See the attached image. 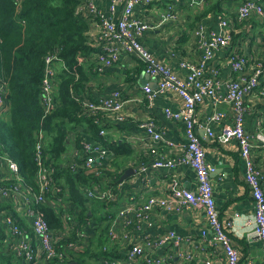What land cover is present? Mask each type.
I'll use <instances>...</instances> for the list:
<instances>
[{"label": "built area", "instance_id": "1", "mask_svg": "<svg viewBox=\"0 0 264 264\" xmlns=\"http://www.w3.org/2000/svg\"><path fill=\"white\" fill-rule=\"evenodd\" d=\"M17 3L21 0H15ZM190 2L198 4V0H111V13L123 4V11L119 19L107 16L93 1H88L78 7L88 22L89 27L95 25L99 29L97 40L103 45V53L99 61L105 67H111L120 61L122 52L135 54L145 65L146 75L158 78L156 89L149 85L143 88L146 93L149 107L153 105L156 97L165 92L174 91L184 101V106L178 111L166 109L169 119L181 121L185 129V146L183 153L175 157H167L160 151V145L172 147L171 142L164 139V134L155 123L154 119H146L139 126L155 144L151 148V155H158L152 167L156 169L175 170L177 167H192L195 171L198 188L189 191L183 189L173 180L170 193L163 196L148 197L143 202L119 203L122 192V183L111 186L114 183L112 174V160L115 156L102 142L90 140L88 134L80 130L84 138L79 147L72 152H66L62 162L74 175L84 178H95L89 183H83L80 187L81 194L88 201L103 202L108 205L103 214L107 223V239L109 245L103 248L108 254L102 257L99 264H173V257L193 260L189 253L181 254L178 250L184 239L176 231H168L156 236L143 235L146 229L155 226L153 221L155 211H164L167 214H178L185 209H202L209 220L213 231V239L222 246L226 264H239L240 256L238 250L233 246L227 230L232 227L233 222L223 224L219 219L217 205L214 200V189L211 184L210 175L215 168L206 161L205 148L198 134L200 122L198 119V107L209 98L214 108L228 104L231 106L233 118L232 124L223 127L221 138L233 140L239 146L240 156L246 166L245 181L248 183L251 196L255 204L254 226L248 233L247 238L256 239L262 245L264 256V185L259 167L254 161L253 150L255 148L251 134L245 128V120L249 109L247 101L255 94H259L264 104V60L258 55L246 53L239 50L233 33L235 27L228 18H221L218 22L219 33L212 32L209 35L203 26L195 32L199 47L202 50V59L199 64L183 62L180 67L188 72L187 78H181L175 74L157 57L154 56L141 42L140 39L154 27L146 21L139 20L133 16L138 5H150L157 2ZM174 6L168 5L165 14L161 17L163 24L174 17ZM253 17L261 18L264 22V0H242L237 11V18L251 20ZM264 40V27L261 31ZM238 46V47H237ZM264 48V41H263ZM45 57L44 79L41 87V106L43 117L41 129L38 132L35 146V163L37 173L34 181L35 186L25 184L18 164L0 154V168L9 172L8 185H0V206L6 204L12 208L0 212V225L4 228L6 237L5 253L14 254L22 264H65L71 253H83L91 247V239L94 237L97 227L89 219H79V212L69 204L67 209L71 213H64V231H54L39 210L38 205L49 203L56 211L62 207L61 199L57 201L51 196L55 186L56 167L49 156L45 154L47 136L42 129L43 123L57 108V89L59 82L56 78V64L63 65L59 52ZM227 50V65L231 78L223 80L219 67L210 66L211 61L217 54ZM264 53V50H263ZM8 90L6 82L0 80V108L6 103ZM82 109V114L94 120L99 126V135L106 139L108 123L103 120L107 113H112L117 120L125 119L122 113L127 99L120 90H115L111 96L99 98L96 101L87 97H76ZM226 120L224 112L216 110L208 119L209 122L221 124ZM206 134L215 137L214 129L206 126ZM260 145L264 146V133L257 136ZM147 168L142 166L135 169V175H142ZM60 192V189H57ZM112 204H115L114 206ZM21 212L30 220L28 225L21 221ZM110 213L109 216L107 214ZM203 237L207 232H202ZM66 239H73L65 246H60ZM37 241L42 249L35 243ZM120 247L118 249L117 247ZM169 247H177L175 254L159 255V250ZM210 264V263H208Z\"/></svg>", "mask_w": 264, "mask_h": 264}, {"label": "crops", "instance_id": "2", "mask_svg": "<svg viewBox=\"0 0 264 264\" xmlns=\"http://www.w3.org/2000/svg\"><path fill=\"white\" fill-rule=\"evenodd\" d=\"M88 1H93L107 16L113 19H119L123 4L116 11L111 13V0H82L84 5ZM198 4L186 2H157L150 5H138L133 16L139 20L146 21L154 28L147 32L140 39V42L154 54L161 62L167 65L181 78H187L188 72L180 67L183 62H192L199 64L202 59V50L198 44V38L195 36L199 26L206 29L207 35L212 32L219 33L218 22L225 17L235 27L236 44L239 50L259 56L264 60L263 36L261 31L264 22L261 18L253 17L251 20H240L237 18V11L242 0H198ZM174 6V17L169 21L161 23V17L165 14L168 5ZM83 18H86L80 13ZM89 35L98 52L94 53L89 59L91 65L88 67L87 84L89 96L93 100L103 97H109L115 90H120L127 99L123 110L125 119L117 120L112 113H107L103 118L108 125L107 138L104 139L90 129L82 126L76 130H83L88 134L90 140L97 139V142L104 141V145L110 149L117 148L121 150H130V156L118 155L114 152L112 168L115 173H125L129 169H140L142 166L147 171L142 175L132 176L122 183V192L119 197V203H137L143 202L148 197L163 196L170 193V184L175 180L183 189L189 191L197 190V178L194 169L187 166L177 167L170 171L167 169H156L152 167L158 155H151V148L154 147L146 133L140 129L139 124L146 119H154L158 128L162 130L164 139L172 143V147L161 144L160 151L167 157H175L183 153L185 140V129L181 121L169 119L165 110L178 112L183 106L184 101L178 93L174 91L159 94L153 105L149 107L147 94L143 88L150 86L156 89L158 78L150 77L146 79L144 63L136 57L135 54L122 52L120 61L111 67H105L100 61L99 56L103 53V45L97 40L99 29L95 25L89 27ZM227 50L217 54L210 66L219 67L222 73L221 78L225 81L231 78L227 60ZM86 60V59H85ZM86 63V61H85ZM61 65L56 64V72H60ZM146 83V84H144ZM249 109L245 128L251 134L253 144V158L261 173L264 185V146L260 145L258 135L264 133V104L259 96L255 94L247 101ZM231 106L223 104L214 108L209 98L198 107V119L200 126L198 134L206 152V161L215 168L210 175L211 184L214 189V200L217 205L219 219L223 224L233 222L231 228L227 230L233 246L238 250L240 260L239 264H264L262 245L256 239L247 238L248 233L254 226L255 204L251 196L248 183L245 181L246 166L243 164L240 156L239 146L233 140L221 138L223 127L226 124H232L233 113ZM216 110L226 114V120L221 124L215 125L208 119ZM10 102L6 96V103L0 108V118H9ZM214 129L215 137H209L206 134V126ZM97 135V136H96ZM77 136L70 134L68 147L69 152L77 148ZM110 147V148H109ZM111 150V149H110ZM6 168V167H5ZM4 168V169H5ZM0 168V173L8 175V171ZM115 175V174H113ZM123 176V175H122ZM121 176V177H122ZM121 179V178H120ZM21 221L28 225L30 220L21 212ZM153 221L155 226L144 230L140 236L163 234L168 231H176L184 242L178 250L181 254L189 253L193 260L188 262L183 256L173 257V264H226L224 250L215 239L210 227L209 220L202 209H185L178 214H167L164 211H155ZM107 226V223L105 222ZM207 232L203 237L202 232ZM107 236V233H106ZM38 247L41 245L35 241ZM121 246L117 247L120 249ZM177 247H169L159 250V255L175 254ZM73 264V263H72ZM99 264V263H98Z\"/></svg>", "mask_w": 264, "mask_h": 264}, {"label": "trees", "instance_id": "3", "mask_svg": "<svg viewBox=\"0 0 264 264\" xmlns=\"http://www.w3.org/2000/svg\"><path fill=\"white\" fill-rule=\"evenodd\" d=\"M82 0H0V80L6 82L7 98L10 102L9 118H0V154L13 159L19 166L25 184L35 186L37 165L35 146L41 129L43 109L41 106V87L44 77L45 57L57 52L62 59L60 72L57 73V108L43 123L42 129L47 136L45 154L54 163L57 171L55 186L51 196L56 201L61 199L62 207L56 211L49 203L38 205L45 220L54 231H64V213L69 204L80 214L79 219H91L97 229L93 231L91 247L83 253H71L65 264L100 263L108 254L103 248L109 245L107 226L103 214L108 205L103 202H91L81 194V185L95 178H83L74 175L62 162L63 155L70 147L69 137L77 136V148L87 135L77 132L82 126L98 133L100 127L94 120L82 114L76 97H87L86 92L90 57L98 52L89 35L86 18L78 12ZM86 59V60H85ZM86 61V63H85ZM97 136V135H96ZM104 143V141L100 138ZM93 141H97L93 138ZM110 148L115 154L130 156L132 151ZM117 173V172H116ZM113 175L116 186L123 173ZM8 176L0 173V185H8ZM113 206L115 204H112ZM12 208L0 206V212ZM110 213L107 214L109 216ZM6 237L0 225V264H22L14 254L5 253ZM73 239H66L60 246H65ZM91 260L93 262H91Z\"/></svg>", "mask_w": 264, "mask_h": 264}, {"label": "water", "instance_id": "4", "mask_svg": "<svg viewBox=\"0 0 264 264\" xmlns=\"http://www.w3.org/2000/svg\"><path fill=\"white\" fill-rule=\"evenodd\" d=\"M150 78V76L149 75H147L146 76V79L148 80ZM144 84H146V83H144ZM157 87V84H156V86H155V88ZM135 175V169L134 168H132V169H129L127 172H125L124 174H123V176L121 177V181H126L128 178H131L132 176H134ZM74 264H77V263H74Z\"/></svg>", "mask_w": 264, "mask_h": 264}, {"label": "rangeland", "instance_id": "5", "mask_svg": "<svg viewBox=\"0 0 264 264\" xmlns=\"http://www.w3.org/2000/svg\"><path fill=\"white\" fill-rule=\"evenodd\" d=\"M5 170H6V169H4V171H5ZM91 262H93V261L91 260ZM93 264H98V262H95V261H94Z\"/></svg>", "mask_w": 264, "mask_h": 264}]
</instances>
